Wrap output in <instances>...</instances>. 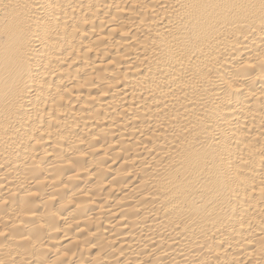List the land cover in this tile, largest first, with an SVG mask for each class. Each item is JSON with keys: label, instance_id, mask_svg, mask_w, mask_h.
<instances>
[{"label": "bare ground", "instance_id": "1", "mask_svg": "<svg viewBox=\"0 0 264 264\" xmlns=\"http://www.w3.org/2000/svg\"><path fill=\"white\" fill-rule=\"evenodd\" d=\"M0 264H264V0H0Z\"/></svg>", "mask_w": 264, "mask_h": 264}]
</instances>
